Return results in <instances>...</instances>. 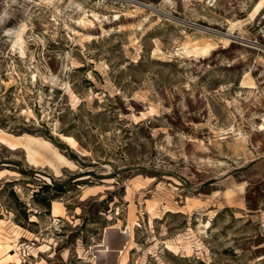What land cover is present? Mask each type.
I'll list each match as a JSON object with an SVG mask.
<instances>
[{
  "label": "rangeland",
  "instance_id": "obj_1",
  "mask_svg": "<svg viewBox=\"0 0 264 264\" xmlns=\"http://www.w3.org/2000/svg\"><path fill=\"white\" fill-rule=\"evenodd\" d=\"M262 125L264 0H0V264H264Z\"/></svg>",
  "mask_w": 264,
  "mask_h": 264
},
{
  "label": "trees",
  "instance_id": "obj_2",
  "mask_svg": "<svg viewBox=\"0 0 264 264\" xmlns=\"http://www.w3.org/2000/svg\"><path fill=\"white\" fill-rule=\"evenodd\" d=\"M53 186H56V185H53ZM48 188H49V186H47V185H44L43 187H40L41 190L48 189ZM55 188H61V187H55ZM36 194L38 195L39 193H35V195ZM49 202H50L49 198H42V199L38 200L39 205H41L44 209H48L49 208Z\"/></svg>",
  "mask_w": 264,
  "mask_h": 264
},
{
  "label": "bare ground",
  "instance_id": "obj_3",
  "mask_svg": "<svg viewBox=\"0 0 264 264\" xmlns=\"http://www.w3.org/2000/svg\"><path fill=\"white\" fill-rule=\"evenodd\" d=\"M175 21H176V20H175ZM11 32H12V31H11ZM13 32H14V31H13ZM20 33H21V32H20ZM17 35H18V34H17ZM17 37H18V36H17ZM15 41H16V39H15ZM15 41H14V42H15ZM15 43H16V42H15ZM17 44H18V43H17ZM261 124H262V123H261ZM259 128H260V127H259ZM262 128H264V125L261 126V129H262ZM5 135H8V134H5ZM28 137H29V136H28ZM16 138H17V137H16ZM18 138H21V137H18ZM3 141H4L7 145H9L11 149H13V150L17 149L16 144H13V143L10 142L9 140H3ZM46 143H47V142H46ZM46 143H45V144H46ZM0 173H1V172H0ZM54 214H56V209H55V208H53V215H54ZM10 251H11V252L14 251V247H13Z\"/></svg>",
  "mask_w": 264,
  "mask_h": 264
}]
</instances>
